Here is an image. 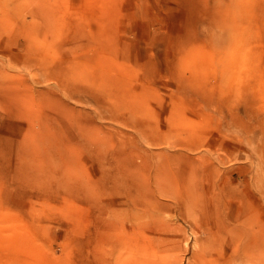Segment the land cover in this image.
<instances>
[{
    "label": "rangeland",
    "instance_id": "1",
    "mask_svg": "<svg viewBox=\"0 0 264 264\" xmlns=\"http://www.w3.org/2000/svg\"><path fill=\"white\" fill-rule=\"evenodd\" d=\"M196 229L264 264V0H0V264H195Z\"/></svg>",
    "mask_w": 264,
    "mask_h": 264
},
{
    "label": "bare ground",
    "instance_id": "2",
    "mask_svg": "<svg viewBox=\"0 0 264 264\" xmlns=\"http://www.w3.org/2000/svg\"><path fill=\"white\" fill-rule=\"evenodd\" d=\"M102 212H103L102 205H99L98 214L100 215L102 214ZM111 214H113V212ZM105 226H106V222L101 221V223L97 227L98 228L97 236L99 240L103 239L102 235L105 232ZM201 238L202 236L197 233V229H196L192 243L194 249V250L192 249L193 250L192 253L194 254L195 258L198 260L197 263L195 264H231L230 261L233 259V257L236 256L238 257L240 256L241 259L246 261L248 264L249 262L255 261V254H257L258 252L257 251L258 248L253 245L250 246L238 245L236 244V242H233V240L230 241V239L222 238V239H215L214 240L215 244H211L208 247V245H205V243L201 240ZM229 243L231 245H229ZM131 245L134 247V249L137 250V252H139V253H135L136 262L132 264H144V259L141 258V256L143 253H145L144 251L146 250V248L149 247V245L147 244L148 246H146V244H144L139 239L138 240L136 239V241L132 242ZM160 245L159 248L162 247V244ZM262 251L264 250H261V252ZM205 259H208L210 262L209 263L204 262Z\"/></svg>",
    "mask_w": 264,
    "mask_h": 264
}]
</instances>
